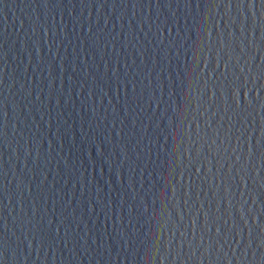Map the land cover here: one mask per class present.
<instances>
[{
  "label": "water",
  "instance_id": "obj_1",
  "mask_svg": "<svg viewBox=\"0 0 264 264\" xmlns=\"http://www.w3.org/2000/svg\"><path fill=\"white\" fill-rule=\"evenodd\" d=\"M0 264H264V0H0Z\"/></svg>",
  "mask_w": 264,
  "mask_h": 264
}]
</instances>
